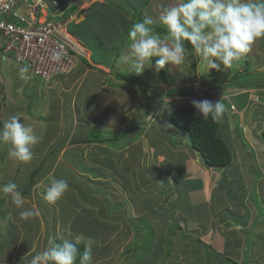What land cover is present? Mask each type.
Wrapping results in <instances>:
<instances>
[{
  "label": "crops",
  "instance_id": "obj_1",
  "mask_svg": "<svg viewBox=\"0 0 264 264\" xmlns=\"http://www.w3.org/2000/svg\"><path fill=\"white\" fill-rule=\"evenodd\" d=\"M55 9L57 7L52 8V10ZM66 14L59 16L64 17ZM44 17L49 18L47 13ZM51 17L54 16L51 15ZM189 59L195 65L196 63L199 64L200 58L194 50L193 58ZM244 59L248 66L249 59ZM262 67L264 66L261 64L255 68L248 66L247 74L255 75L256 72L264 70ZM174 68L170 67V69ZM103 70L109 72L106 66ZM92 73L100 74L82 64L65 77L49 81L41 79L43 83L40 86H44L47 95H44V98H39L38 103L42 105L45 103V108L35 110L38 107L35 105L30 112H27V109L24 110L27 114L21 112L22 120L26 124H31L38 136V142L33 146V159L27 162L28 164L34 162L35 165L24 174L22 162L10 157L8 152L7 163L6 156L5 160L0 162V184L9 181L16 182L18 179L20 184V177L26 175L29 177V183L26 187L28 188L32 174L36 173L30 192L23 194L27 197L25 207L35 205L39 210V214L35 216L40 220L33 228V245L42 227L41 223L44 226L41 229L43 232L47 231L48 226L52 227L55 234L59 232L58 234L63 236L61 239L83 237L85 242L82 240L79 244L85 245L89 241L93 244H100V240L95 243L94 238L90 239L85 236L88 234L87 232L78 229L79 226L76 225L73 216H69L65 227L71 236L60 232L62 221V212L59 208L60 201L57 200L55 203L48 204L43 198L49 178L55 176L67 179L69 183V190L64 195L81 194L84 190L81 187L82 183L89 186L86 195L82 194V201L89 207L97 208V212L95 214L90 212L87 215L81 208H78L76 217L85 213L89 222L92 220V223L96 222L97 216L105 218L106 211L101 209L103 207L101 200L105 194L112 195V190L119 192V194L122 193V214L129 217L135 216L140 219L146 216L148 212L157 213L158 211H161L163 215L171 207L170 205H175L177 213L173 215L171 220H167V227L177 226L178 222L181 221L184 226L179 224V232H181V228L182 230L185 228V232L193 235L196 241L201 238V240L210 243L218 251L219 258L229 250V260L217 259L212 264H264V176L262 177L261 172V177L257 176L251 170L254 166H258L264 171V141L262 139L264 117L258 123L260 127L258 131H261V135L256 137L255 143H252L253 141L249 139L248 134H251L250 127L255 126H250V124H255L257 119L255 120L250 116L248 118L244 114L247 111L246 108L252 106L250 103L259 98L257 89H250L249 87L240 89L237 85L233 87L230 84L232 76L231 80H226L223 83L224 87L222 88L226 90L211 97H193L194 100L207 99L213 102L221 100L222 103L228 104L226 110L229 112L224 113L223 111L222 121H218L220 124L219 135L231 149L232 163L226 168H217L208 166L200 154L191 148V145L185 140L178 139V135H176L178 131L173 127L171 121L165 127L159 126L160 118L163 115H161L162 108L158 99L164 97V101L169 100L168 106L178 101H184L182 105L190 104L191 92H183L186 87L180 86V80L188 81L190 86L184 81V85L188 88H193L194 82L202 83L206 87L210 82L219 79L217 71L211 70L207 73L208 83L205 84L197 78V71L196 78L189 81L176 69V75H180L179 82L174 84L168 79L166 83L161 81V85L155 88L143 83L119 80L116 75L115 85L127 87L123 93L125 96H122V89L115 88L116 86L110 88L106 85V81L110 84L109 79L113 78L111 73L104 76L105 82L100 81L101 76H97L91 83L88 78ZM203 77L205 79V76ZM86 80L89 81L88 85L91 87L84 91L88 82ZM136 86H140L141 90L138 89L135 92L134 87ZM96 89H98V93H95ZM211 91L218 92L216 89ZM178 94L183 99L178 98ZM243 94H247L249 101L244 109H238L233 103L229 104V99L232 96ZM39 96L42 95L39 93ZM163 100L161 103L164 102ZM231 106L235 107V111L231 110ZM64 111L71 113L70 120L66 119ZM83 112H87L86 116L82 115ZM147 115H152L153 120H148ZM47 117H51L52 120L47 121ZM155 125L158 127L157 133H154ZM51 126L58 127H54L53 130ZM222 128L225 129L229 137L225 135ZM47 134H50L48 142L46 140ZM95 134L119 137V139L103 143L86 142L87 139L94 138ZM180 134L185 136L183 133ZM238 135L244 139L245 143L247 142L249 145L247 147L256 153L254 161L242 151L239 141L238 148H236L233 136H236L238 140ZM168 139L176 140L171 142ZM245 161L248 162L251 173L248 178L241 176L244 168L242 166L247 165ZM60 169L70 176L60 177ZM251 177L256 180H252ZM256 181V184L261 183L260 194H255V192L246 194L247 184L245 183H255ZM23 182L24 180H22ZM20 187L21 185L19 190L26 189ZM91 187H108V190L96 193L97 191H93ZM123 197L130 199V203L123 201ZM257 199L260 200L257 201ZM40 200L47 203L46 208H50V211L58 214L54 215L52 221L46 217L44 207L39 204ZM0 201V203H7L0 209V220L3 217L10 218L7 225L0 222V235L3 236L9 234L6 229L9 227L11 219L17 214L9 197L0 193ZM150 202H154L155 205L152 206ZM8 204L14 208L7 210ZM148 205L155 209H147ZM86 210L90 211L89 208ZM108 219L111 222V213ZM11 223L16 226L17 243L13 242L14 244L10 246L8 252H5L7 256L3 261L0 260V264H15L17 263L16 260L20 259L18 257L22 258L28 253H30L28 257L32 255L33 246L27 252L16 256L18 252L15 245L19 250L21 239L25 237V227L21 226L20 222H16L19 223L17 225L13 221ZM50 223H53L54 226ZM62 223L64 224L63 221ZM174 231L175 229L172 227L171 232ZM61 239L57 240L61 241ZM93 248L96 255L94 257H102L98 253L99 247ZM174 257L175 254L170 255L169 258L173 259ZM183 260L185 259L182 258L174 263L187 264Z\"/></svg>",
  "mask_w": 264,
  "mask_h": 264
},
{
  "label": "rangeland",
  "instance_id": "obj_2",
  "mask_svg": "<svg viewBox=\"0 0 264 264\" xmlns=\"http://www.w3.org/2000/svg\"><path fill=\"white\" fill-rule=\"evenodd\" d=\"M24 0H20V5L24 8L25 12L27 4L23 2ZM42 2H45L43 7H41L38 10V13L44 17V15L47 13L48 17L51 18V15L53 16H59L66 14V12L70 9H74L75 7L76 12L73 14L75 15V22L72 25H80V27L76 28L77 33H81L84 36L88 37V40L91 42L87 43L83 40L77 42V45L82 46L85 48H80L84 51L83 55L86 60L82 59V62L80 63V66L83 64L89 68H92L93 70H99V75H96L94 73L90 74L88 80L92 83V80L94 78H97V76L100 77V81H104L105 75H110L113 77L109 82L106 81V85L110 88L116 86L115 85V77L118 76H129L134 75V70L131 67L130 63H124L121 61L120 57L122 52L126 51L131 43V39H126L124 41V48H122V35L127 31V29L130 27V20H141L145 17H151L154 20H158L159 14L162 10L163 6H168L171 3L174 2V0H150L149 4L146 5V7H143L141 10L137 9L132 10L131 6L129 5L128 1L122 0H41ZM113 1V2H112ZM73 2V3H72ZM99 3L100 6H95V3ZM139 2V0H137ZM108 3L112 6H109ZM28 4L31 5L32 1L28 0ZM56 8L55 10H52V8ZM43 8V10H42ZM51 8V9H50ZM37 14V13H36ZM138 15V17H134V15ZM40 15V17H41ZM46 18V17H45ZM11 20V19H10ZM47 20V18H46ZM71 25V26H72ZM156 25H160L157 23ZM163 27V25H160ZM80 31V32H79ZM162 36L164 34H161ZM78 48V49H79ZM189 52H191L190 46H188ZM79 49V50H80ZM189 52L186 54L185 62L179 66H176L174 69H170V65L165 66L166 73L168 74V79L171 83H177L179 82V76L176 75V69H178V72H181V75L186 76L185 78L187 80H191L196 78V71L198 72V79H201L203 83H208V76L205 67L200 64H197V68H193L190 63L191 58ZM244 58L249 59L248 66L255 68L259 66L260 64L264 66V38L258 39L251 48V51L247 54H245L239 62H237L232 68H223L222 71H217V76L219 79H216V81L210 82L208 85H206V89L208 92H197L195 93L192 89H190L188 92H191V97L194 98H205V97H211L214 94H218L221 91H224L226 89H223V83L226 82V80H231L230 78L234 76L236 73H242L240 77L236 78L234 81V85L239 87H249L256 88L258 92L259 98L255 101H252L250 105L251 107H247L244 112L246 114V117L257 119L255 124H250L251 134L249 133V139L253 141L252 143L256 142V137L261 135V131H258L260 127L258 126L259 120L262 121V118L264 117V70L261 72H256L255 75L247 74L245 71L248 70V66L246 65V60ZM157 59H159L157 57ZM2 60V61H1ZM193 61V59H192ZM195 61V60H194ZM260 63V64H259ZM93 65H95L93 67ZM104 65L109 70V72L104 71L103 68ZM18 66H26L25 64H18L15 61H13L10 57L1 56L0 59V71H2L5 83L2 85V91L3 95L6 96L5 100V114L3 119L1 120V123H3L4 120L8 119L10 115H18L21 116V112L27 114V112H30L34 108V106H38L35 110H40L42 108H45L44 105L38 103L39 98H44V95L46 96V90H44V86L42 85V80L35 78L32 76V79L28 82L20 81L17 77V67ZM264 68V67H262ZM220 72V73H219ZM176 75V76H175ZM205 76V79L204 77ZM140 78L144 81L145 84L150 85L151 87L155 88L158 85H161L160 82V74L154 73L152 70L145 69L142 73ZM86 80V81H88ZM178 80V81H177ZM89 81L87 82V85L84 88V91H86L87 88H90L91 86L88 85ZM112 81V83H111ZM126 81V80H124ZM185 80H180L179 84L181 87H188L184 85ZM118 82V81H117ZM222 82V83H220ZM203 86V85H202ZM115 88L122 89V96H125V85H119ZM135 92L137 90H141V87L136 86ZM146 89V88H145ZM212 89H216L218 92L215 93L214 91H211ZM147 91V89L145 90ZM144 91V92H145ZM177 92V90H175ZM42 95L41 97L39 96ZM95 93H98V89L95 90ZM256 94V92H255ZM148 95V93H147ZM159 101H161L160 98H158ZM254 99V98H253ZM237 100V99H236ZM234 98L229 99V104L233 103L237 106L238 109L242 108L239 103L236 102ZM32 101V102H31ZM164 101V100H163ZM192 102V101H191ZM184 104V101H178L173 104H170L167 108H164V110L161 111V115H163L160 118L159 126L165 127L170 123L169 115L174 113L177 108L182 106ZM224 108V113L229 112L228 104L222 103ZM28 106V107H27ZM31 106V107H30ZM27 109V112H24V110ZM59 109V108H58ZM87 112H83L82 115L86 116ZM242 114V113H241ZM64 116L67 120H70L71 113L69 111H64ZM250 116V117H249ZM237 117V116H236ZM223 118V116H222ZM247 118V119H248ZM34 120V119H33ZM47 121H51V117H47ZM221 120V119H220ZM38 121V120H37ZM222 121V120H221ZM24 122V121H23ZM26 123V122H24ZM50 126V124H49ZM69 126V121H68ZM54 130V127L58 126H51ZM178 132H176V135H178V139L181 141L185 140L189 145H191L190 137L181 130L175 128ZM164 131V130H163ZM162 131V132H163ZM222 131H224L225 135L228 136L225 129L222 128ZM257 131V132H256ZM158 132V127L155 125L154 133ZM54 134V132H52ZM180 133L185 134L181 135ZM258 133V134H257ZM51 134V133H50ZM50 134L46 135V140L48 142ZM257 135V136H256ZM168 134V138H169ZM229 137V136H228ZM187 138V140H186ZM171 142L175 141L176 139H168ZM233 140L236 143V148H238V141L240 143L241 149L243 152L248 154V157L254 161L256 157V153L254 150L249 149V145L247 142L245 143L244 139L238 135V140L236 136H233ZM159 142H162V140H159ZM0 162L5 160L6 156V163H7V152L9 145L7 144H0ZM248 146V147H247ZM261 161V160H260ZM245 163L247 165H245ZM244 165L242 166V172L241 176L249 177L251 173L249 172V164L245 161ZM254 163V162H253ZM253 163H251L253 165ZM23 173L26 174L29 170V168L34 167V162L31 163H22ZM251 170H253L254 174H257V176L262 177L264 176L263 169L259 168L258 166H254ZM236 172V170H234ZM261 172V173H260ZM64 176H70L67 172L60 169V177ZM252 178V177H251ZM29 177L26 175H22V178L20 177V184L19 179L16 180V184L18 187L21 185L20 188H26ZM22 180L24 182L22 183ZM252 180H256L253 179ZM259 180V179H258ZM257 180V181H258ZM257 181L255 183H245L247 184L246 194H252V192H255V194H260L259 187L261 186V183ZM83 187V192L79 195L71 194V195H63L62 198L59 199L60 204L59 208L62 212V221H61V228L59 229L60 232H64L66 235H69L68 230L65 228L67 225V222L69 220V216H73V220L77 223L76 225L79 226V230H83L84 232H87L85 235L87 238H94L95 243H98L100 240V244H93L91 241L87 242L86 244L91 245L92 249V256H93V264H175L180 259L184 262H187V264H202L204 262L208 264H212V262H215L217 259H224L229 260L228 256H230L229 250L226 254H222L221 258L218 256V251L214 249L210 243L197 239H193L192 241H188V238H183L184 234L177 236L176 232H179L178 226L181 224V221L178 222L177 226H172L175 231L171 232V226H168L166 224L168 219H172L173 215L177 212L175 211V205H170L169 209L165 211V213L162 215L161 211L159 212H148L146 216L143 218H137L135 216L129 217L125 214H122V193L119 194L117 191L112 190V195L108 193L105 194V196L102 197L101 205L103 207L102 210H105V218L96 217V222L92 223V220L87 218L86 214L90 212H94V214L97 212V208L89 207L88 205H85L83 203V197L82 194L87 193L88 185L85 183L81 184ZM93 191H107L108 187H91ZM110 189V188H109ZM264 190V187H263ZM21 191V190H20ZM126 193H129L126 191ZM128 195V194H127ZM161 196V195H160ZM127 197V196H126ZM96 199V197H95ZM97 200V199H96ZM260 199H257L259 201ZM88 201H90L88 199ZM123 201H127L130 203V199H126L123 197ZM1 202V201H0ZM152 206H154V202H150ZM7 203H0V209H2L4 205ZM39 204L44 207L45 215L48 219H51L52 221L54 219V215H58L54 213V211H50V208H46L47 205L46 202L43 200L39 201ZM49 204V202H48ZM53 205V204H52ZM151 205L147 206V209L154 210L155 208ZM109 207V209H108ZM14 208V206L7 205V210ZM81 208L85 213L82 215H79L76 217L77 209ZM86 208H89L90 211H87ZM100 208V207H99ZM3 211L7 212L5 209ZM19 212L16 209V216L11 219L13 222H20V225L25 227V237L21 239L20 242V249L15 245L16 256L18 257L19 254L27 252L32 246L31 256L28 257V254L18 257L20 259H17L15 264H30V260L32 256L37 252L42 250L46 244L49 237H55L56 239H61L63 237L61 234H58L59 232H56V234L52 231V227L47 228V231L43 232L41 229L43 226V223H41L42 227L40 228V232L37 234L34 243V238L32 237V234L34 232V227L36 226V223L40 220L37 217H33L27 221L21 220L19 218ZM111 213V222L109 221V214ZM133 215V214H132ZM123 216V217H122ZM177 217V216H176ZM8 219L10 218L3 217V219L0 220L2 223H7ZM45 220V219H44ZM10 221L9 227L6 229V231L9 232L7 235H0V260H4V258L7 256L5 252H8L10 246H12L15 242L17 243V237L16 234V226L12 225ZM19 223H16V225ZM51 224V223H50ZM54 226V224H51ZM182 232H185V228L181 230ZM1 233V231H0ZM71 236V235H69ZM68 237V236H64ZM70 240L75 241V237L71 238ZM105 240V241H103ZM85 242V240H83ZM186 241V242H185ZM188 241V242H187ZM57 242H60L57 240ZM82 242V241H81ZM99 247V254L102 255V257L96 258L94 256V248ZM4 248V249H2ZM180 252V253H179ZM175 254V257L173 259H170V255ZM226 255V256H225ZM177 257V260H176ZM15 258V257H14ZM23 259V260H22ZM28 259V260H26ZM26 260V261H24ZM172 260V261H171ZM188 260V261H186ZM209 260V262H207ZM175 262V263H174ZM178 264V263H177Z\"/></svg>",
  "mask_w": 264,
  "mask_h": 264
},
{
  "label": "clouds",
  "instance_id": "obj_3",
  "mask_svg": "<svg viewBox=\"0 0 264 264\" xmlns=\"http://www.w3.org/2000/svg\"><path fill=\"white\" fill-rule=\"evenodd\" d=\"M73 14L64 16L62 21L68 22V39L77 44L81 40H77L70 31L76 20ZM157 23L166 28L163 36L155 27ZM128 34L131 43L128 49L122 52L120 59L124 63H130L138 75L145 69L159 74L166 65L174 68L183 64L189 52V45L200 58V64L205 67L207 73L211 70L222 71V67L232 68L251 51L252 45L258 39L264 38V0H174L170 5L162 7L158 20L151 17L137 20ZM80 48L85 50L82 46ZM189 54L193 58V52ZM154 57L159 59L153 62ZM60 58L59 53H54L51 57L54 61H59ZM82 59L85 57L79 59L78 65L83 63ZM190 64L194 69L197 68V63ZM17 77L25 83L31 80L29 67L18 66ZM185 83L189 84L186 80ZM190 89L195 93L208 92L206 87L201 85L186 87L183 92L189 93ZM178 96L183 99L180 94ZM238 96L240 95L232 98ZM161 101V108L164 110L168 107L169 100L163 103ZM189 102L190 104L185 105H192L201 117L211 116L217 121L222 117L224 108L221 100L213 102L207 99L194 100L191 97ZM146 118L153 120L152 115H147ZM37 142L38 136L34 127L24 123L18 115H10L0 124V144L9 145L8 155L19 162L27 163L33 159V146ZM68 190L67 179L51 176L43 198L49 203H55ZM0 193L9 197L15 208L20 210L21 220L27 221L39 214L35 205L25 207L27 197L15 182L0 184ZM82 240L83 237H77L75 241L62 238L57 242L55 237H49L46 246L32 256L30 264H77V261L79 264H93L91 245L85 244L83 252L77 247Z\"/></svg>",
  "mask_w": 264,
  "mask_h": 264
},
{
  "label": "built area",
  "instance_id": "obj_4",
  "mask_svg": "<svg viewBox=\"0 0 264 264\" xmlns=\"http://www.w3.org/2000/svg\"><path fill=\"white\" fill-rule=\"evenodd\" d=\"M23 2L27 4V12L20 0H0V59L6 56L25 64L31 76L46 81L69 75L84 55L80 46L68 39V22L46 21L38 13L43 5ZM54 53L60 54L59 61L51 59ZM3 83L5 79L0 71V121L5 111Z\"/></svg>",
  "mask_w": 264,
  "mask_h": 264
},
{
  "label": "trees",
  "instance_id": "obj_5",
  "mask_svg": "<svg viewBox=\"0 0 264 264\" xmlns=\"http://www.w3.org/2000/svg\"><path fill=\"white\" fill-rule=\"evenodd\" d=\"M123 1H128L129 5L131 6L132 10H137V9H142L143 7H146V5L149 4L150 0H139V2H137V0H122ZM113 2V1H112ZM73 3V2H72ZM113 4V3H111ZM110 3H108L109 6H112ZM96 7L100 6V4L97 2L94 4ZM76 7L74 9H70L69 12H67L66 17H69L70 15H72L73 13L76 12ZM138 17V15H134V17ZM48 19H53V17L48 18ZM142 20V19H141ZM136 22L135 20H130V27L127 29V31L124 33V35H122V48H124V41L129 37V29L131 28V26L133 25V23ZM80 27V25H72L70 27V31L73 35H75L77 38H79L80 40H83L87 43L91 42V40H88L87 36H84L83 34H79L77 33V29ZM157 31L160 34H165L166 33V28L165 26H160V25H155ZM80 32V31H79ZM92 43V42H91ZM90 44V43H89ZM190 46V45H189ZM191 48V46H190ZM191 52H193V50H191ZM157 59V57L153 58V62H155V60ZM247 73V71H245ZM160 74V80L162 82H166L168 81V76L166 73L165 68L163 70H161ZM242 73H236L233 77L232 80L230 82V84L234 87V81L236 78L242 76ZM118 78L120 80H126V81H132V82H138V83H144V81L140 78V74H136L134 72V75H129V76H118ZM240 89L244 88V86L242 87H238ZM237 99V100H236ZM235 100L237 103H239V105L242 106V108L240 109H244L247 106L248 98H247V94H243L240 95L238 97H235ZM170 121L171 124L176 127L179 130H182L183 132H185L191 140V148L195 151H197L200 156L202 157L203 161L210 167H217V168H226L228 166H230V164L232 163V153H231V149L230 147L227 145V143L225 142V140H223L220 135H219V128H220V124L219 121L214 120L211 116L209 117H201L197 111L193 108L192 105H183L181 107H179V109H177L174 113H172L170 115ZM263 123H264V118H263ZM122 137V134L120 135ZM118 140V138L116 137H111V136H107V135H100L99 134H95V137L92 139H87L86 142L91 143V142H95V143H103L106 141H114V140ZM262 139L264 141V129H263V133H262ZM36 173L32 174L31 177V181H30V185L28 188L26 189H21V192L23 194H28L30 192V189L32 188L33 184H34V178H35ZM182 230V228H181ZM184 234L183 238H188V241H192L194 238L193 235L186 233V232H176L177 236H180ZM187 241V242H188ZM186 242V241H185ZM77 247L80 249L81 252H83L85 245L83 244H78ZM180 253V252H179ZM177 260V259H176ZM77 264H79V262L77 261Z\"/></svg>",
  "mask_w": 264,
  "mask_h": 264
},
{
  "label": "bare ground",
  "instance_id": "obj_6",
  "mask_svg": "<svg viewBox=\"0 0 264 264\" xmlns=\"http://www.w3.org/2000/svg\"><path fill=\"white\" fill-rule=\"evenodd\" d=\"M33 1V0H32ZM36 5H38L37 7H39L40 5H42V1L40 0V2H38V0H35V1H33ZM37 2V3H36ZM41 8V7H40ZM39 8V9H40ZM38 9V10H39ZM42 10H43V8H42ZM40 13V12H39ZM42 16V15H41ZM42 18H45V17H43L42 16ZM62 18L63 17H61V16H54L53 17V19H48L47 18V20L46 21H50V22H59V21H61L62 20ZM46 19V18H45ZM78 63H79V59L76 61V66L78 65ZM196 85H201L202 86V83H199V82H194L193 84H192V86L194 87V86H196ZM231 108V110L232 111H235V107H233V106H231L230 107Z\"/></svg>",
  "mask_w": 264,
  "mask_h": 264
}]
</instances>
